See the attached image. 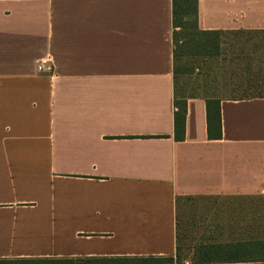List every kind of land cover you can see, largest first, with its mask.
<instances>
[{
	"label": "crops",
	"instance_id": "crops-1",
	"mask_svg": "<svg viewBox=\"0 0 264 264\" xmlns=\"http://www.w3.org/2000/svg\"><path fill=\"white\" fill-rule=\"evenodd\" d=\"M198 10L203 31L264 30V0ZM174 31L173 0H0V260L197 264L264 240V98L221 100L222 139L216 98H183L177 141ZM221 201L248 233L221 239Z\"/></svg>",
	"mask_w": 264,
	"mask_h": 264
},
{
	"label": "rangeland",
	"instance_id": "rangeland-1",
	"mask_svg": "<svg viewBox=\"0 0 264 264\" xmlns=\"http://www.w3.org/2000/svg\"><path fill=\"white\" fill-rule=\"evenodd\" d=\"M175 64L179 99L189 96L219 100L264 98V30L224 31L218 55L180 57ZM232 206L221 201V239L239 231L249 232L248 226H234ZM262 228L259 226L258 230ZM198 229L209 228L205 225Z\"/></svg>",
	"mask_w": 264,
	"mask_h": 264
},
{
	"label": "trees",
	"instance_id": "trees-1",
	"mask_svg": "<svg viewBox=\"0 0 264 264\" xmlns=\"http://www.w3.org/2000/svg\"><path fill=\"white\" fill-rule=\"evenodd\" d=\"M199 0H173L174 58L216 56L220 52L222 31L199 28ZM180 33H178V30ZM176 65V64H175ZM176 71V70H175ZM258 98V97H256ZM175 138L184 141L188 114L187 100L175 101ZM208 131L211 139H222L221 100L207 101ZM197 264H264V240L201 246ZM0 264H175L173 258H123L73 260H0ZM180 264V263H179Z\"/></svg>",
	"mask_w": 264,
	"mask_h": 264
},
{
	"label": "built area",
	"instance_id": "built-area-1",
	"mask_svg": "<svg viewBox=\"0 0 264 264\" xmlns=\"http://www.w3.org/2000/svg\"><path fill=\"white\" fill-rule=\"evenodd\" d=\"M44 69V66L43 65H40L39 66V70L42 71Z\"/></svg>",
	"mask_w": 264,
	"mask_h": 264
}]
</instances>
